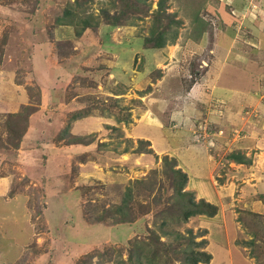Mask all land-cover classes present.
<instances>
[{
	"label": "rangeland",
	"instance_id": "1",
	"mask_svg": "<svg viewBox=\"0 0 264 264\" xmlns=\"http://www.w3.org/2000/svg\"><path fill=\"white\" fill-rule=\"evenodd\" d=\"M157 1L0 0V264H127L135 245L149 256L176 202L164 157L217 209L165 231H204L211 264L225 251L264 264V0H163L155 27ZM65 8L90 19L78 38L57 23ZM166 25L173 44L143 46ZM214 80L246 90L233 100ZM26 106L14 147L6 122ZM126 188L129 223L115 224Z\"/></svg>",
	"mask_w": 264,
	"mask_h": 264
},
{
	"label": "trees",
	"instance_id": "2",
	"mask_svg": "<svg viewBox=\"0 0 264 264\" xmlns=\"http://www.w3.org/2000/svg\"><path fill=\"white\" fill-rule=\"evenodd\" d=\"M164 1L158 0L157 1V12L155 17V27L160 26L161 23H159V17L160 14L163 12L164 7ZM172 17V16H170ZM77 18L75 14L70 11L69 9L65 8L62 10V14L60 17L57 18V23H62L68 26H74V35L75 37H80L82 32L91 26L90 19L86 18L83 20H80V22H77ZM170 24H172L174 27H177L179 25L178 20H169ZM96 26L95 24H92ZM78 26V29L75 28ZM77 29V30H75ZM201 29L199 30V32ZM177 38V32L174 30L169 33L168 31V25L160 28H155L149 30V33L146 37L143 38V46H148L152 49H161L167 44H173V42ZM59 71H62L63 73L66 71L64 68L60 67L58 68ZM34 108H31L26 106L24 108V111L22 114H19L17 119H14L12 124L6 122V128H7V136H15L16 144H14V147L17 145V142L21 138V132H19L17 128V124L19 122L26 123L27 117L32 113ZM16 116V115H15ZM72 117H80L81 112L78 110L74 114L71 115ZM64 133V130L61 132V134ZM142 141V140H138ZM142 143H145L146 145H149L148 142L142 141ZM151 151H149L150 153ZM229 158L233 160L237 164H249V160H246V158L243 155H240L238 153L230 154ZM165 167H167V170L169 172L171 181V188L173 191V196L176 198V202L172 207H169L171 209V213H169L168 218L160 220V223L158 224L157 228L159 229L160 233L163 236H169L167 240L169 241H161L160 236L158 234H155L154 232H151L149 237V244L151 245V249H148L149 256L143 255L142 247L139 246H132L133 250H129L126 256V262L127 264H143L141 261L143 258H148L146 264H156L154 263L155 259H159L160 255L163 254L165 258H167L168 264H208L211 256L204 251V247L206 246V240H199L195 241L194 238L198 236H202L204 234V231L199 232L197 235H193L191 230H185V235L180 234L179 232H166L165 227L167 226L168 222L176 224L177 226L180 224H184L187 222V220L190 217L193 216H206L208 218L214 216L216 214V206L204 201L203 199H199L197 201L194 200L192 193L184 191V186L186 184L187 177L184 173H182L179 169H173L174 167V159L166 160V157L163 158ZM134 183L139 184L141 181H135ZM125 197L122 198L120 205L116 206L114 209L115 214L121 215L120 218L116 219V223H129L128 221V215L127 213V206L126 203L128 199L131 197V191L129 188H126L124 191ZM169 209V210H170ZM173 212V213H172ZM159 214H165V212L161 211L158 212ZM166 215V214H165ZM101 221V220H100ZM168 221V222H167ZM171 221V222H170ZM255 236V235H254ZM245 245V242L242 243ZM247 245L251 246L254 245L253 240L247 242ZM146 246V244H144ZM256 254L252 252L249 254V256H246V258L254 259ZM169 257V258H168ZM175 262V263H174ZM114 264V263H113ZM115 264H124L121 260H116ZM165 264V263H164Z\"/></svg>",
	"mask_w": 264,
	"mask_h": 264
},
{
	"label": "crops",
	"instance_id": "3",
	"mask_svg": "<svg viewBox=\"0 0 264 264\" xmlns=\"http://www.w3.org/2000/svg\"><path fill=\"white\" fill-rule=\"evenodd\" d=\"M55 71H58V72H62V71H59V70H57V69H55ZM65 73L66 72H62V75H64L65 76ZM6 77V75H2V73L0 74V80H8L9 79V77H7V79L5 78ZM65 78V77H64ZM10 80V79H9ZM200 82H197L196 83V85H195V89L197 88L196 86H198V84H199ZM214 83H215V90L216 91H218V93L219 94H225V95H227V96H229L230 98H232L233 100L234 99H237L238 97H239V94L241 93V92H243L244 90H246L245 88L243 89V90H241V89H235V87H230V86H226V85H224V84H219V80H214ZM206 191V190H205ZM209 193V192H208ZM207 201V200H206ZM228 251H225V253H224V256L226 257L227 256V254H228V264H233V261H232V252H229V253H227ZM230 254V255H229ZM230 256V257H229ZM213 257H212V259H211V261L209 262V264H211L212 262H213ZM240 264H244V263H241L240 262Z\"/></svg>",
	"mask_w": 264,
	"mask_h": 264
}]
</instances>
